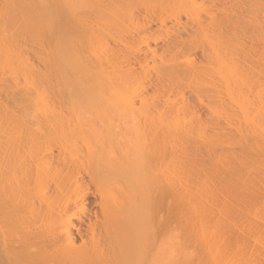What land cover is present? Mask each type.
I'll use <instances>...</instances> for the list:
<instances>
[{
  "label": "bare ground",
  "instance_id": "1",
  "mask_svg": "<svg viewBox=\"0 0 264 264\" xmlns=\"http://www.w3.org/2000/svg\"><path fill=\"white\" fill-rule=\"evenodd\" d=\"M0 264H264V0H0Z\"/></svg>",
  "mask_w": 264,
  "mask_h": 264
}]
</instances>
